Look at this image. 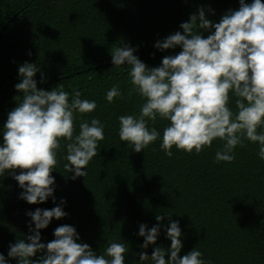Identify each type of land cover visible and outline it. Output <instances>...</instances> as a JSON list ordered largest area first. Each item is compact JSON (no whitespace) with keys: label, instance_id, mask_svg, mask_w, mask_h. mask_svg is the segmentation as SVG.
I'll use <instances>...</instances> for the list:
<instances>
[{"label":"trees","instance_id":"obj_1","mask_svg":"<svg viewBox=\"0 0 264 264\" xmlns=\"http://www.w3.org/2000/svg\"><path fill=\"white\" fill-rule=\"evenodd\" d=\"M201 7L207 19L218 22L227 10L238 9L239 0H0V128L22 99L14 85L24 62L38 65L40 71L34 77L38 89L62 87L69 99L77 89L81 98L96 101L91 113L74 114L76 132L82 120L92 117L104 125V139L98 142L85 177L73 180L63 168L61 142L50 173L55 177V202L49 197L28 204L19 198L22 189L12 175L0 174V254L9 264H16L7 256L9 243L30 234L26 212L51 209L61 198L67 215L53 218L40 230L43 243L54 239L57 226L68 224L97 253L109 241L124 242L125 264H138L141 251L150 256L154 246L170 245L165 228L169 220H178L179 255L195 247L211 264H264V160L259 159L255 143L242 138L234 148V159L225 162L215 160L222 146L218 139L198 154L173 146L169 157L160 149L159 137L135 152L118 136V117L138 113L142 101L137 94H129L128 66L114 67L111 52L128 45L146 66H158L164 56L180 49L161 52L154 43L182 31L180 23ZM200 31L203 36L209 34ZM113 86L122 97L108 102L105 93ZM234 101L230 94L233 111ZM167 123L157 118L148 126L162 134ZM156 215L163 219L156 221ZM140 223L164 225L156 244L147 249L140 248Z\"/></svg>","mask_w":264,"mask_h":264},{"label":"clouds","instance_id":"obj_2","mask_svg":"<svg viewBox=\"0 0 264 264\" xmlns=\"http://www.w3.org/2000/svg\"><path fill=\"white\" fill-rule=\"evenodd\" d=\"M179 28L182 31L154 43L161 52L180 49L175 55L164 56L158 66H146L128 45L111 52L114 67L128 66L129 94H137L142 101L138 113L118 117L119 139L140 152L159 137V147L169 157L173 146L198 154L218 139L222 146L215 152V160L231 162L234 148L243 138L257 145V155L264 160V130L257 131L264 128V2L239 0L238 9L227 10L218 22L207 19L201 7ZM200 30L209 34L203 36ZM39 71L38 65L29 62L18 67L19 82L14 88L22 99L0 128V174L7 171L12 175L22 189L19 198L28 204H39L49 197L55 202V177L50 173L62 141L63 168L75 180L87 175L86 166L104 139V125L95 117L82 120L78 132L74 128V114L91 113L96 101L81 98L77 89L72 90L70 99L62 87L38 89L34 77ZM40 82H44L43 74ZM230 94L235 97V111L229 107ZM120 97L116 86L105 93L108 102ZM157 118L168 121L162 134L148 126ZM64 204L61 198L51 209L37 207L26 212L30 234L9 243L7 256L16 264H125L128 248L124 242L109 241L103 252L97 253L68 224L53 230V240L41 242L40 230L53 218L67 215ZM155 219L159 222L163 217L156 215ZM163 227L160 223L152 227L140 223V248L155 245ZM165 236L170 245L154 246L150 256L141 251L138 264H211L195 247L179 255L182 230L178 220H169ZM0 264H9L4 254H0Z\"/></svg>","mask_w":264,"mask_h":264}]
</instances>
